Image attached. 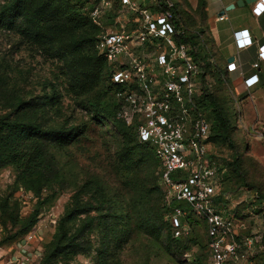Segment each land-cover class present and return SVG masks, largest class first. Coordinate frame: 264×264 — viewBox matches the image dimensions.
<instances>
[{
    "label": "trees",
    "instance_id": "trees-1",
    "mask_svg": "<svg viewBox=\"0 0 264 264\" xmlns=\"http://www.w3.org/2000/svg\"><path fill=\"white\" fill-rule=\"evenodd\" d=\"M114 5V10H110V13L116 11L118 6L121 7V1L118 0L116 4L115 0ZM92 6L93 2L87 13L75 0H7L1 9L0 27L19 32L44 49L60 44L56 49L58 53L67 50L79 53L92 51L94 58L104 60L107 65L106 57L98 51L96 46L102 30L100 31L99 27L91 21ZM174 13L176 25L183 26L176 2ZM80 31V39H76V34ZM177 40L192 44L190 52L195 60H200L198 35L187 32L183 37H177ZM76 64L73 62V66ZM208 66L213 77L214 90L209 91L204 87V93L196 96L198 109L211 123L207 144L232 143L231 118L236 115L233 112V100L222 84V69L215 65ZM208 66L203 65V77L205 72H208ZM107 68V76L110 73L109 79L100 74L101 80L94 85L90 80L92 77L90 68L85 67L82 70L77 68L71 76L80 88L91 86L86 90L83 88V98L86 106L94 112V119L105 125H111L112 130L118 131L126 138L125 147L119 151L118 160L113 167L114 174L111 175L116 198L110 209L109 205H106L108 199L104 177L97 173L87 174L85 180L73 189L69 201L57 220L51 238L44 244L40 254V264H75L74 261L78 255H87L95 249L97 231L101 236V245L109 244L112 240L110 233L113 223L119 224L124 221L121 209L123 207L128 209V207L122 198L129 193L140 198L145 206L153 203L159 211V220L152 219L150 212L146 211L142 219H139L142 224L156 225L166 215L170 230L174 231L171 221L173 204L166 202V191L161 182L162 163L155 153L154 146L150 142L140 140L137 130L138 119L135 118L134 122L127 123L119 115L122 102L118 93L124 89V86L113 82L111 66L107 65ZM222 88H225L226 102L220 95ZM206 101H209L208 104L212 106L210 114L206 108ZM49 104L54 111H59L60 97L55 87L50 95L26 98L17 89L0 82V168L11 166L15 172V191L22 187L33 193L38 200V205L33 211L23 214L18 200L14 198L12 201L13 193L0 198V224L3 228L16 226L14 236H20V240H24L39 221V215L42 212L40 204L44 200L43 193L49 190L52 193L45 198L54 197L57 192L72 186L52 148L69 144L85 133L83 127H77L78 129L74 128L71 131L48 126L44 114ZM209 156L214 159L211 152ZM241 156L237 154L233 161L227 160L218 165L219 188L216 199L219 206L220 203L227 206L229 197L237 195L239 187L232 191L228 188V182L232 177V171L239 173L238 168L240 164L243 165ZM261 204H264V193L257 189L254 201L248 207H253L254 212H260ZM174 205L185 204L174 202ZM239 205L240 202L235 209L236 215L246 221V215L242 214V209H247V206L240 205L239 208ZM126 216L136 218L132 212L129 213V210ZM183 220L190 225L191 231L201 220L208 234L204 219L192 211L189 210ZM130 227L131 225H128V229ZM247 231L246 229L245 232ZM183 236L176 237V240L184 242ZM190 240L193 241V238ZM186 247L188 248L189 245H185L184 248ZM98 254L97 264H111L106 249L99 250Z\"/></svg>",
    "mask_w": 264,
    "mask_h": 264
},
{
    "label": "rangeland",
    "instance_id": "rangeland-1",
    "mask_svg": "<svg viewBox=\"0 0 264 264\" xmlns=\"http://www.w3.org/2000/svg\"><path fill=\"white\" fill-rule=\"evenodd\" d=\"M6 2L7 0H0V14ZM75 2L88 13L93 0H75ZM114 6L103 13L101 23L94 21L90 16L91 21L99 27L100 31L104 26L114 22V16L122 13L121 10L129 16L132 14L131 11L120 6L110 13V10H114ZM76 35V39H80L81 31ZM59 45L44 49L19 32L0 27V82L17 89L26 98L50 95L55 87L60 97V108L56 112L50 104L47 106L44 114L47 125L71 131L74 128L78 129L77 127L85 128V133L79 135L76 140L52 148L72 186L57 192L54 197L45 198L51 195L52 192L49 190L43 193L44 200L40 204L42 212L39 215V221L25 238L26 241L20 240V236H14L16 226L3 228L0 224V264H23V262L40 264V254L44 244L51 238L57 220L69 201L73 189L85 180L87 174L97 173L104 177L108 199L106 205H109L110 209L116 198L111 175L114 174L113 167L118 160L119 151L125 147L126 138L118 131L112 130L111 125H105L94 119V112L86 106L83 98V88L86 90L91 86L80 88L71 76L77 68H81L80 70L85 67L90 68L92 76L90 80L94 85L101 80L100 74L109 79L110 73L108 76L106 73L109 64L106 65L104 60L94 58L92 51L79 53L67 50L58 53L56 49ZM73 62L77 64L73 66ZM196 84L203 94L205 88L201 85L200 76L196 79ZM208 89L213 91L214 86ZM224 90L225 88H222L220 95L226 102ZM208 103L209 101H206L205 104L210 114L212 106ZM120 109L127 123L134 122L135 116L127 107L121 105ZM237 109V101H234L235 113ZM231 120L232 143H211L209 152L214 155L217 166L227 160L233 161L237 154L242 155L243 165L240 164L239 173L231 172L232 177L228 182V188L234 191L239 187L237 195L234 194L231 197L234 201H240L241 206H247V209H242V214L246 215V223L249 226L245 234L254 233L261 236V242L257 247L256 264H264V204L260 205L262 209L260 212H254L253 207H248L254 201L257 189L264 193V145L259 141L260 135L244 132L239 117L235 115ZM14 180L15 172L11 166L0 168V198L13 193L12 201L14 198L17 199L21 212L27 214L38 205V200L33 193L22 187L15 191ZM243 184L248 186L240 187ZM122 200L127 204L128 209L126 207L121 209L123 222L113 223L110 233L111 242L102 246L101 236L97 231L95 249L87 255H78L74 261L75 264H97L101 249H106L109 253L108 259L111 264H211L208 234L201 220L189 234L183 236L184 242H180L176 240V237L180 236H176L174 231L170 230L166 215L156 225L148 226L140 222L139 219H142L146 211L150 212L152 219L159 220V211L153 203L145 206L133 193L124 196ZM220 207L228 208L222 203ZM128 210L136 218H128L126 216ZM128 225H131L130 229ZM191 238L193 241H189ZM185 245L189 247L184 248Z\"/></svg>",
    "mask_w": 264,
    "mask_h": 264
},
{
    "label": "built area",
    "instance_id": "built-area-1",
    "mask_svg": "<svg viewBox=\"0 0 264 264\" xmlns=\"http://www.w3.org/2000/svg\"><path fill=\"white\" fill-rule=\"evenodd\" d=\"M114 1L93 0L91 18L101 23ZM120 1L132 14L121 10L115 15L114 22L103 27L96 46L111 66L113 82L124 86L118 96L138 119L140 140L154 146L162 163L161 182L166 202L173 204L175 235L190 233L183 220L190 210L206 222L211 264H256L261 236L245 234L249 226L235 211L240 201L229 197L227 209L217 204L219 172L207 144L211 123L196 102L201 93L196 79L204 69L189 43L177 40L187 29L176 25L174 0ZM253 12H264V0H256ZM235 40L239 48L253 43L248 29L236 31ZM258 49L259 60H264V43ZM236 68V62L228 63V69ZM257 81V74L245 80L248 86ZM119 115L123 116L121 110Z\"/></svg>",
    "mask_w": 264,
    "mask_h": 264
},
{
    "label": "crops",
    "instance_id": "crops-1",
    "mask_svg": "<svg viewBox=\"0 0 264 264\" xmlns=\"http://www.w3.org/2000/svg\"><path fill=\"white\" fill-rule=\"evenodd\" d=\"M174 2L187 32L200 39L198 48L202 65L222 69V84L232 100L237 101V112H233L241 119L244 132L260 135L259 141L264 145V60L258 57V48L264 43V12L256 15L253 12L255 3L238 5L237 0ZM241 29H248L253 39V43L244 48H239L235 40V32ZM189 46L192 49V44ZM230 57L233 59L229 60ZM232 61L237 64L234 70L228 69V63ZM257 62L259 65L255 66ZM209 68L204 77L203 73L200 76L201 85L207 89L213 85ZM255 74L258 81L248 86L246 78Z\"/></svg>",
    "mask_w": 264,
    "mask_h": 264
},
{
    "label": "water",
    "instance_id": "water-1",
    "mask_svg": "<svg viewBox=\"0 0 264 264\" xmlns=\"http://www.w3.org/2000/svg\"><path fill=\"white\" fill-rule=\"evenodd\" d=\"M256 2V0H237V4L238 5H243V4H245V3H249V4H252V3H255ZM233 59V57H230L229 58V60H232ZM26 240L24 239L23 240V242H25ZM29 254H31V253H29ZM23 264H26L25 262H23Z\"/></svg>",
    "mask_w": 264,
    "mask_h": 264
}]
</instances>
